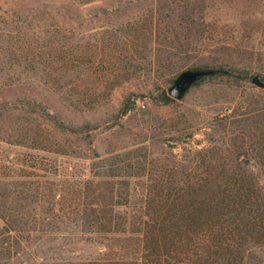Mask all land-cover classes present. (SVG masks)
Listing matches in <instances>:
<instances>
[{
	"label": "rangeland",
	"instance_id": "obj_1",
	"mask_svg": "<svg viewBox=\"0 0 264 264\" xmlns=\"http://www.w3.org/2000/svg\"><path fill=\"white\" fill-rule=\"evenodd\" d=\"M184 4L185 0H0V186L3 174L35 173L15 163L21 158L52 170L63 162L60 169L67 174H102V181L115 186H123L125 178L131 184L143 180L146 186L154 185L159 174H182L184 166L193 174L191 160L203 148L216 146L215 159L228 160L229 144L221 143L227 137L214 135L218 118L246 97L264 107V89L251 84L254 74L264 77V0H190L187 8ZM177 15L201 17L210 26L194 51L168 55L155 33L150 38L148 20ZM49 38L57 47L66 41L86 51L107 46L101 55L105 60L112 56V74L105 70L108 87L106 79L95 90L88 82L86 93L79 96L81 103L76 95L80 90L72 94L62 84H53L45 70L34 71L37 58L24 46L37 52ZM197 64L221 65L228 73L207 76L182 99L162 103L159 94L167 92L174 76ZM25 103L45 107L63 124L82 131L61 133L36 117L32 125L44 126L50 149L66 155L19 144ZM123 105L127 111L121 114Z\"/></svg>",
	"mask_w": 264,
	"mask_h": 264
},
{
	"label": "trees",
	"instance_id": "obj_2",
	"mask_svg": "<svg viewBox=\"0 0 264 264\" xmlns=\"http://www.w3.org/2000/svg\"><path fill=\"white\" fill-rule=\"evenodd\" d=\"M188 5L190 0H185L182 7ZM148 21L150 38L155 33L168 55L194 51L210 26L204 18L186 15ZM69 44L57 47L49 38L41 44L43 50L24 47L37 58L34 71L45 70L53 84L72 94L80 90L76 95L82 103L79 96L86 93L88 82L95 90L108 79L105 70L112 74V56L108 53L111 57L105 60L101 55L107 46L86 51ZM189 68L214 70L201 79L228 73L221 65ZM159 99L173 100L164 90ZM255 103L246 97L216 121L214 135L227 137L221 143L229 144L228 160L215 159L216 146L200 149L191 160L193 174L184 166L182 174H159L154 185L143 180L131 184L125 178L123 186H115L102 181V174H67L60 169L63 162L52 170L23 158L15 161L35 173L1 176L0 264H264V107ZM24 107L19 144L66 155L50 149L44 126L32 125L34 120L43 117L44 125L61 133L82 131L63 124L45 107ZM126 111L123 105L121 114Z\"/></svg>",
	"mask_w": 264,
	"mask_h": 264
},
{
	"label": "water",
	"instance_id": "obj_3",
	"mask_svg": "<svg viewBox=\"0 0 264 264\" xmlns=\"http://www.w3.org/2000/svg\"><path fill=\"white\" fill-rule=\"evenodd\" d=\"M211 73H214V70L183 69L174 76L172 82L167 88V93L176 100L182 99L197 80ZM251 84L255 87L264 89V79L258 74L252 76Z\"/></svg>",
	"mask_w": 264,
	"mask_h": 264
}]
</instances>
